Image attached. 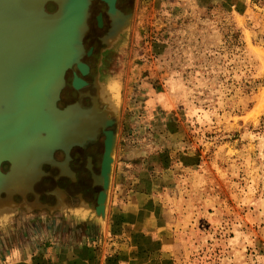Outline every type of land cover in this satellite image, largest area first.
Masks as SVG:
<instances>
[{"label":"rangeland","instance_id":"rangeland-1","mask_svg":"<svg viewBox=\"0 0 264 264\" xmlns=\"http://www.w3.org/2000/svg\"><path fill=\"white\" fill-rule=\"evenodd\" d=\"M242 1L243 14L198 0H129L119 47L106 48L96 24L88 31L100 80H115L120 95L108 211L128 199L157 207L145 226L157 242L130 264H264V0ZM27 226L6 232V245L25 243ZM122 230L111 218L88 230L101 238L98 264L126 250L114 237Z\"/></svg>","mask_w":264,"mask_h":264},{"label":"water","instance_id":"water-1","mask_svg":"<svg viewBox=\"0 0 264 264\" xmlns=\"http://www.w3.org/2000/svg\"><path fill=\"white\" fill-rule=\"evenodd\" d=\"M99 2L106 8L96 13ZM39 12L30 28L14 22V31L27 32L14 35V54L0 62V217L15 206L5 228L100 230L108 219L120 95L113 77L100 80L102 55L85 39L96 24L105 30L106 48L119 47L122 39L115 38L131 22L129 0H45ZM42 16L51 25L33 39ZM30 53L31 61L19 60ZM34 138L42 142L37 157L28 155ZM86 212L91 218H83Z\"/></svg>","mask_w":264,"mask_h":264},{"label":"crops","instance_id":"crops-1","mask_svg":"<svg viewBox=\"0 0 264 264\" xmlns=\"http://www.w3.org/2000/svg\"><path fill=\"white\" fill-rule=\"evenodd\" d=\"M206 6L209 5H224L226 0H198ZM234 1V5H232V12H236L240 14L237 9H242L244 12L246 8L243 6L242 0H232ZM242 3V4H241ZM167 127V125H164ZM180 161L176 159V161ZM127 206V207H126ZM125 208H120L118 210H112L110 213L108 211V221H110L113 225L120 227L123 229L121 232H116L114 237H123L126 242H130L125 248L129 253V257L127 261H123L121 263L130 264L136 258L131 256V253L137 251V247L132 244V233L133 231L141 230L147 236L149 233H146V225L153 217L157 215V207L149 208L146 204L136 205L133 204L130 199H128V203ZM73 212L78 208L70 207ZM83 210V209H82ZM70 211V209H69ZM143 213L144 220H139L138 215ZM14 214V206H12V210H9L6 217H0V256L4 257L5 255L11 261L9 264H34V259L41 257L46 260L47 264H69L70 261H74L79 259V254L81 253V248L83 245H88L95 247L97 249V255L99 257L100 262V254H101V244L97 241H101L100 235H96V238L88 233V231L84 232L81 236H78L77 233L72 231V236L69 238L62 237L58 235V231H56V227L53 225L47 224H37L33 223L32 225L27 226L28 239L25 243L14 242V244L6 245V241L3 237L6 236V232L12 230L13 227L5 228L8 226V222L6 220ZM84 219L91 218L90 213H83ZM126 215L129 218L130 222H121V216ZM8 221V220H7ZM146 228V229H145ZM101 233V232H100ZM111 234V233H110ZM30 235V236H29ZM155 240V238H151ZM96 241V242H95ZM130 245V246H129ZM123 250V249H122ZM58 255H61L63 258L58 259Z\"/></svg>","mask_w":264,"mask_h":264},{"label":"bare ground","instance_id":"bare-ground-1","mask_svg":"<svg viewBox=\"0 0 264 264\" xmlns=\"http://www.w3.org/2000/svg\"><path fill=\"white\" fill-rule=\"evenodd\" d=\"M44 2L45 0H0V62H2L1 59L3 57L4 62L10 60L5 56L14 54V35L20 37V34H25V32H27V30H21L19 34L18 32L14 31V22L17 21L25 28L32 27V24L37 20L33 18V16L41 14L39 11L40 8H42V6L44 5ZM48 18L49 17L47 16H42L41 21H37L41 25L40 27H38V32L32 33L30 31V34L32 33L33 39H36V37L38 39V34H41L40 31L44 30V28L50 27L51 22ZM35 45L36 44H34L33 46L30 45L29 47L34 48ZM36 46L39 47V43H37ZM36 50L37 49H35V51ZM27 54L25 56L19 57V60L25 59L27 61H31L35 56V53H33V55L32 53H30L29 55ZM2 66L3 64L0 65V73L2 72ZM57 85L58 84L56 83L53 87H56ZM54 92L55 88H53L52 92L50 93L51 98L54 95ZM41 144L42 142L41 140H39V138H34L30 143V150L32 149L33 152H29L28 155H32L34 157L39 156L41 153Z\"/></svg>","mask_w":264,"mask_h":264},{"label":"trees","instance_id":"trees-1","mask_svg":"<svg viewBox=\"0 0 264 264\" xmlns=\"http://www.w3.org/2000/svg\"><path fill=\"white\" fill-rule=\"evenodd\" d=\"M234 1L232 0H226V3H224V6L228 8V10H231L232 5H234ZM242 4V3H241ZM213 6V5H212ZM240 14L244 13V10L237 9ZM187 154H180V161L184 163V165H192L188 163L186 160L188 157H186ZM129 218L126 217V215L121 216V222H130L128 221ZM157 241L152 240L151 238L147 237L145 233H143L141 230L133 231L132 233V244L137 247V251H134L131 253V256L135 258H139L144 250H146L145 245L149 244H155ZM81 253L79 254V259L70 261L69 264H98L99 263V257L97 255V249L92 246L83 245L80 249ZM129 257V253L126 250H120L116 252L115 254H112L107 257L106 262L107 264H122L121 262L127 261ZM63 258L61 255H58V259ZM34 264H47L46 260H44L41 257H38L34 259Z\"/></svg>","mask_w":264,"mask_h":264},{"label":"flooded vegetation","instance_id":"flooded-vegetation-1","mask_svg":"<svg viewBox=\"0 0 264 264\" xmlns=\"http://www.w3.org/2000/svg\"><path fill=\"white\" fill-rule=\"evenodd\" d=\"M29 183H31V182H29ZM25 187H27V185L25 186ZM29 187V186H28ZM14 208H15V206H14ZM1 210V209H0Z\"/></svg>","mask_w":264,"mask_h":264}]
</instances>
